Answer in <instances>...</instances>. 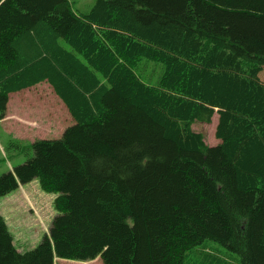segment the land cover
I'll list each match as a JSON object with an SVG mask.
<instances>
[{
	"label": "trees",
	"instance_id": "obj_1",
	"mask_svg": "<svg viewBox=\"0 0 264 264\" xmlns=\"http://www.w3.org/2000/svg\"><path fill=\"white\" fill-rule=\"evenodd\" d=\"M262 70L264 0H0V119L46 81L75 120L0 175L59 212L20 251L0 211V264H264ZM216 113L209 145L193 125Z\"/></svg>",
	"mask_w": 264,
	"mask_h": 264
},
{
	"label": "rangeland",
	"instance_id": "obj_2",
	"mask_svg": "<svg viewBox=\"0 0 264 264\" xmlns=\"http://www.w3.org/2000/svg\"><path fill=\"white\" fill-rule=\"evenodd\" d=\"M71 1L77 11L89 12L96 0ZM153 68L154 62H151V66L143 70L142 78L145 81L153 83L158 79L161 65ZM261 73L264 79L263 70ZM17 95L12 96L7 117L0 119V175L13 171L15 166L33 155L31 143L35 139L59 138L68 126L75 123L66 105L46 81L23 89ZM217 121L216 113L211 123L198 121L193 125L195 130L204 132L209 145L220 142L215 134ZM57 195L42 189L38 179H34L0 197V211L5 216L6 211H10L9 228L20 251L36 247L49 231L54 217L59 213L54 205ZM209 244L213 249H222L216 241ZM102 254L100 251L89 259L57 256L56 261L59 264H103Z\"/></svg>",
	"mask_w": 264,
	"mask_h": 264
},
{
	"label": "crops",
	"instance_id": "obj_3",
	"mask_svg": "<svg viewBox=\"0 0 264 264\" xmlns=\"http://www.w3.org/2000/svg\"><path fill=\"white\" fill-rule=\"evenodd\" d=\"M22 90H23V89H22ZM22 90H20V91H22ZM20 91L12 92V93L10 94L9 104H8V109H10V103H11V100H12V96H13V95H17V93L20 92ZM19 94H20V93H19ZM19 94L16 96V98L19 97ZM9 213H10V211L7 210V211H6V216H5V217L7 218L8 221H9V217H8Z\"/></svg>",
	"mask_w": 264,
	"mask_h": 264
},
{
	"label": "bare ground",
	"instance_id": "obj_4",
	"mask_svg": "<svg viewBox=\"0 0 264 264\" xmlns=\"http://www.w3.org/2000/svg\"><path fill=\"white\" fill-rule=\"evenodd\" d=\"M80 53V52H79ZM79 56V55H78ZM80 57V56H79ZM84 57V56H83ZM57 197V196H56ZM55 202V201H54Z\"/></svg>",
	"mask_w": 264,
	"mask_h": 264
}]
</instances>
